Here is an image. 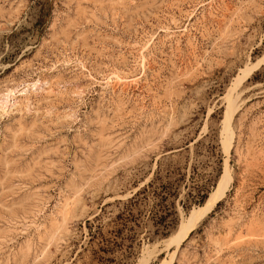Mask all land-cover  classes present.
I'll use <instances>...</instances> for the list:
<instances>
[{
  "label": "rangeland",
  "instance_id": "1",
  "mask_svg": "<svg viewBox=\"0 0 264 264\" xmlns=\"http://www.w3.org/2000/svg\"><path fill=\"white\" fill-rule=\"evenodd\" d=\"M155 170L177 226L114 247ZM139 262L264 264V0H0V264Z\"/></svg>",
  "mask_w": 264,
  "mask_h": 264
},
{
  "label": "trees",
  "instance_id": "2",
  "mask_svg": "<svg viewBox=\"0 0 264 264\" xmlns=\"http://www.w3.org/2000/svg\"><path fill=\"white\" fill-rule=\"evenodd\" d=\"M155 179H159L157 176V170L154 171V177L151 181L138 188L130 197H128L121 206V209L113 216L111 221L114 222L116 228L112 230L115 238H119V241H114V247L122 245L124 240L127 241L126 246L132 248L133 243L136 240V228L141 226L139 218L142 214V210L138 207L143 204L142 202L149 198L150 203L147 205L146 217L149 220V224L152 228V234L158 236L168 235L178 224L177 213L175 210L174 199L177 198V187H173L171 182L160 183L157 186H153ZM181 180H183L181 178ZM207 188L200 191L198 199L194 202L202 204L207 197ZM190 194V193H187ZM97 216L94 220H97ZM88 233L92 236L99 235L102 240L105 237L100 231V225L90 224L89 220H86ZM126 231L125 237L122 233ZM98 250L103 253L113 252L111 247L99 246ZM99 260L107 259L111 261V257H98Z\"/></svg>",
  "mask_w": 264,
  "mask_h": 264
},
{
  "label": "bare ground",
  "instance_id": "3",
  "mask_svg": "<svg viewBox=\"0 0 264 264\" xmlns=\"http://www.w3.org/2000/svg\"><path fill=\"white\" fill-rule=\"evenodd\" d=\"M10 91L11 90H8L7 93H6V95H8V93ZM225 182H226V178L223 175L222 178L220 179L217 187L212 192L209 193V195L207 196V198L204 200L203 204L201 206H198V207L192 209L188 213L187 218H186V221H184V222L182 221V223L179 226L178 230H176L177 231L176 234H174L173 237H172V239H173L172 242H174L175 246L178 245L179 241H181V239L185 236V234L188 232V230L195 223V221L200 216H202L206 211H208V209H210L211 206L216 202L217 198L219 197V195L221 194V192L223 191V189L225 187ZM54 225H52V226H54ZM142 259H144V258H142ZM139 263L142 264V262H139Z\"/></svg>",
  "mask_w": 264,
  "mask_h": 264
},
{
  "label": "water",
  "instance_id": "4",
  "mask_svg": "<svg viewBox=\"0 0 264 264\" xmlns=\"http://www.w3.org/2000/svg\"><path fill=\"white\" fill-rule=\"evenodd\" d=\"M221 174H222V172H221ZM221 174H220V175H221Z\"/></svg>",
  "mask_w": 264,
  "mask_h": 264
}]
</instances>
